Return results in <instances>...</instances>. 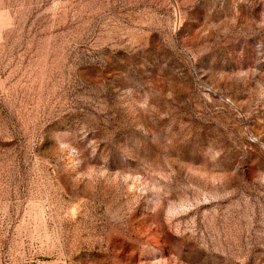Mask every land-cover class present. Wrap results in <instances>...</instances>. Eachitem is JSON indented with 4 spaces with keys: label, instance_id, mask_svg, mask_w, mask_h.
<instances>
[{
    "label": "rangeland",
    "instance_id": "rangeland-1",
    "mask_svg": "<svg viewBox=\"0 0 264 264\" xmlns=\"http://www.w3.org/2000/svg\"><path fill=\"white\" fill-rule=\"evenodd\" d=\"M0 264H264V0H0Z\"/></svg>",
    "mask_w": 264,
    "mask_h": 264
}]
</instances>
